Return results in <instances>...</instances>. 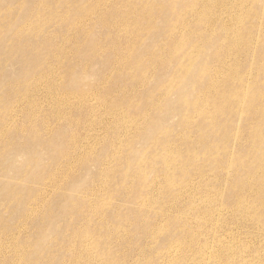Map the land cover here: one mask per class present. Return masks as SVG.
I'll use <instances>...</instances> for the list:
<instances>
[{"label":"rangeland","instance_id":"rangeland-1","mask_svg":"<svg viewBox=\"0 0 264 264\" xmlns=\"http://www.w3.org/2000/svg\"><path fill=\"white\" fill-rule=\"evenodd\" d=\"M0 264H264V0H0Z\"/></svg>","mask_w":264,"mask_h":264}]
</instances>
